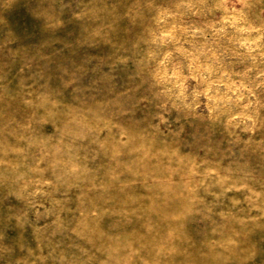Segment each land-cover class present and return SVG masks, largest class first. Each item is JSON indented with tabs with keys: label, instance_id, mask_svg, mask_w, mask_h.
Masks as SVG:
<instances>
[{
	"label": "rangeland",
	"instance_id": "1",
	"mask_svg": "<svg viewBox=\"0 0 264 264\" xmlns=\"http://www.w3.org/2000/svg\"><path fill=\"white\" fill-rule=\"evenodd\" d=\"M0 264H264V0H0Z\"/></svg>",
	"mask_w": 264,
	"mask_h": 264
}]
</instances>
